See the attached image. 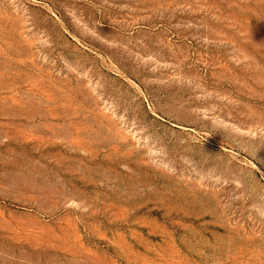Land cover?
<instances>
[{
    "label": "rangeland",
    "instance_id": "374dc122",
    "mask_svg": "<svg viewBox=\"0 0 264 264\" xmlns=\"http://www.w3.org/2000/svg\"><path fill=\"white\" fill-rule=\"evenodd\" d=\"M0 264H264V0H0Z\"/></svg>",
    "mask_w": 264,
    "mask_h": 264
}]
</instances>
